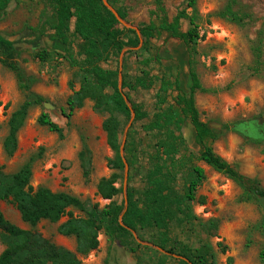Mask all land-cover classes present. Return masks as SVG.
<instances>
[{
	"label": "rangeland",
	"instance_id": "374dc122",
	"mask_svg": "<svg viewBox=\"0 0 264 264\" xmlns=\"http://www.w3.org/2000/svg\"><path fill=\"white\" fill-rule=\"evenodd\" d=\"M110 1L117 9L126 12L125 21L139 29L150 24L152 13L159 8V0ZM160 1L169 21L184 7V0ZM228 5H232L235 12L249 15L244 25L220 17L219 14ZM197 10L202 39L198 46L196 70L207 90L198 93L196 97L201 119L218 135L214 143L215 152L246 176L251 184L264 188V144L246 141L234 131V127L242 121L256 120L264 123V0H198ZM55 24L50 0H13L0 22V34L12 41L19 50L18 63L26 82L33 81L31 91L26 92L15 74L0 65V168L14 174L31 163V186L35 190L45 187L56 193H68L82 201L98 204L101 209L110 206L112 202L124 205L129 188L138 196L141 195L146 175L151 168L150 156L156 151L157 137L148 135L143 126L155 112L160 83L149 90L124 91L132 108L133 104L140 106L149 114L150 119L136 121L135 117L127 133L130 122L124 126L123 140L127 134V141L134 142V148H130L134 159L131 182L128 180L125 187L124 175V180L118 184V187L123 188V193L113 201L104 200L98 195L97 186L103 178L111 176L108 160L114 157L102 129L105 117L94 112L91 101H87L71 118L67 112L64 114L68 99L80 87L75 77L78 68L73 67L71 61L73 58L83 60L82 42L74 35L73 21L70 31L72 45L65 47L55 38ZM183 28L187 31L188 24L184 23ZM260 41L263 44L262 68L258 75H254L256 58L253 48ZM154 44L160 48L161 66L155 67L153 75H165L172 81L179 80L182 91L189 93L190 55L185 43L164 33L154 40ZM141 48L142 45L134 49L133 53H127L130 49H126L119 60L114 58L105 66L120 68V79L122 73H125L131 80L145 59L140 52ZM44 51L49 54L46 61L38 57ZM30 93L42 97L44 103L29 109L25 125L18 135V151L13 157H8L3 144L9 134V121L28 102ZM176 95L174 93L170 100ZM45 103L51 104L54 110L45 108ZM45 113L63 129V138L38 123ZM183 134L193 155L185 171L197 166L204 169L206 175L197 193V198H206V204L194 203L193 212L204 220L218 219L220 227L216 236L211 237L195 232L192 228L186 232L178 227L173 230L174 234L181 240L192 236L193 242L201 239L210 244L216 255V264H264V200L255 196L248 199L235 182L197 159L200 147L196 143V131L189 121L183 126ZM85 147L90 150L92 159L89 178H85L79 159ZM184 174L180 175L177 184L180 194H183L185 187ZM127 207L128 202L125 203V211ZM0 209L18 227L35 230L76 254L82 264L139 262L137 254L128 251L119 242H113L104 232L99 236L100 246L97 250L87 255L78 254L76 239L58 234V227L71 216L85 217L77 209H69L57 224L43 221L36 228L23 222L13 203L0 202ZM132 234L142 246L155 250L159 247L154 243L157 237L155 232L133 231ZM224 248H227L225 253ZM4 249L0 241V254ZM138 252L150 264L160 263L159 257L151 250L142 248ZM166 263L175 264L171 261Z\"/></svg>",
	"mask_w": 264,
	"mask_h": 264
},
{
	"label": "trees",
	"instance_id": "16d2710c",
	"mask_svg": "<svg viewBox=\"0 0 264 264\" xmlns=\"http://www.w3.org/2000/svg\"><path fill=\"white\" fill-rule=\"evenodd\" d=\"M13 0H0V22ZM108 2L112 5L111 1ZM198 0H184V7L176 17L169 21L166 10L159 0L158 11L152 13L151 22L140 28L143 43L134 30L123 27L116 17L108 10L102 0H50L55 16V38L65 47L71 46V24L75 22L74 35L82 42L81 56L83 60L72 59L73 67L78 68L75 77L79 89L67 101V110L63 111L71 118L74 113L82 109L87 101L93 102V110L103 115L105 120L102 129L107 137V144L114 157L108 160L112 174L103 178L98 186V195L104 200L113 201L123 193L118 184L124 180L125 164L121 157L123 144V129L131 120V110L125 100L128 96L125 90L138 92L149 90L158 82L160 88L153 116L133 104L136 121L150 119L143 126L148 135H155L156 151L150 156V165L145 186L140 196L129 188L128 199L124 205L116 202L101 209L98 204L85 202L68 193H56L48 188L34 189L31 186L33 167L31 163L24 165L14 174L6 173L0 168V202L13 203L24 223L36 228L43 221L53 224L59 223L69 209H77L85 217L71 216L68 221L58 227V234L64 237H74L77 242V253L87 255L100 246L99 236L104 232L113 242H119L125 249L138 255V264H150L139 254L138 249L151 250L160 259V263L167 264H216L213 247L201 239L192 241V236L181 240L174 234L175 228L183 231L200 232L207 236H216L219 231L218 219L204 220L193 212L192 205L198 202L206 204V198H197L200 187L206 180L204 169L194 166L185 171L187 162L193 156L183 134V126L189 121L196 131V143L200 147L198 160L204 162L216 172L235 182L246 193L248 199L255 196L264 200V188L253 185L248 178L215 152L214 143L218 139L212 130L201 119L197 107L198 93L207 92L203 87L196 70L198 46L200 36V17L197 10ZM119 15L127 20V14L117 9ZM220 17L237 25H244L249 15L240 14L228 5ZM184 23L188 30L184 31ZM168 34L182 40L189 52V71L191 85L189 93H184L179 80L172 81L165 75H153L156 66H161L160 48L154 40L162 34ZM142 45L140 52L145 58L133 79L122 73L120 87V68L105 66L110 60H119L126 49L133 53L134 49ZM262 42L256 44L253 52L256 58L254 75H258L262 68ZM39 59H49L48 52L38 54ZM19 50L16 45L0 34V65L11 71L17 77L21 88L31 91L32 80L26 82L19 66ZM74 90V85L72 86ZM177 95L171 101L172 95ZM130 100V99H129ZM44 99L35 94H29L28 102L15 112L9 121V134L3 147L8 157H13L18 151V135L25 125L28 111L32 106H40ZM38 123L53 133L64 137L63 129L54 123L48 114H43ZM248 131L245 134L243 130ZM132 130V128H131ZM246 141L264 144V123L251 120L242 121L234 127ZM134 142L127 141L125 158L129 164V183L132 178L134 159L131 147ZM81 168L85 178H89L92 169L90 150L85 147L79 156ZM185 173V174H184ZM184 174L185 187L183 194L177 190L180 175ZM128 207L125 211V203ZM123 216V224L121 223ZM185 229V230H184ZM155 232V245L167 251L171 256L162 254L151 247L137 243L132 232ZM195 235V234H193ZM0 241L5 246L0 254V264H82L77 255L43 237L35 230H26L9 221L0 209ZM222 247V244H219ZM227 248L223 249L225 253ZM174 255L180 258H175ZM182 258V259H181ZM264 261V252L262 253Z\"/></svg>",
	"mask_w": 264,
	"mask_h": 264
},
{
	"label": "water",
	"instance_id": "95a60500",
	"mask_svg": "<svg viewBox=\"0 0 264 264\" xmlns=\"http://www.w3.org/2000/svg\"><path fill=\"white\" fill-rule=\"evenodd\" d=\"M102 1H103L104 6H105L108 10H110V11L112 12V14L116 17V19L120 22V24H121L122 26H124V27L127 28V29H131V30H134V31L137 32L138 36L140 37L141 44H142V43H143V40H142V38H141V31H140V29L137 28V27H135V26H133V25H131V24H129L127 21H125V20L119 15L118 11H117V10H116V9H115V8L109 3V2H108V0H102ZM121 83H122V80L120 79V87H121ZM125 100H126L128 106H129L130 110H131V113H132V117H131V120H130L129 126H128L127 130H126V133H127L128 130H129V128H130V127L132 126V124H133V121H134V119H135V117H136V114H135V112H134L132 106L129 104L128 99H127L126 97H125ZM44 106H45V108H47V109L54 110V107L51 106V104L45 103ZM242 130H243V132H244L245 134H248V133H249L248 131H246V130H244V129H242ZM126 142H127V134L125 135V138H124V140H123V144H122V147H121V157H122L123 162H124V164H125V187H127V185H128V178H129V164H128L126 158H125V145H126ZM156 249L159 250L160 252H162L163 254L171 255L170 253H168L167 251H165V250H163V249H161V248H159V247H156ZM175 257H176V258H180V257L177 256V255H175ZM181 259H182V258H181Z\"/></svg>",
	"mask_w": 264,
	"mask_h": 264
},
{
	"label": "crops",
	"instance_id": "0c3cea01",
	"mask_svg": "<svg viewBox=\"0 0 264 264\" xmlns=\"http://www.w3.org/2000/svg\"><path fill=\"white\" fill-rule=\"evenodd\" d=\"M128 180H129V178H128Z\"/></svg>",
	"mask_w": 264,
	"mask_h": 264
}]
</instances>
